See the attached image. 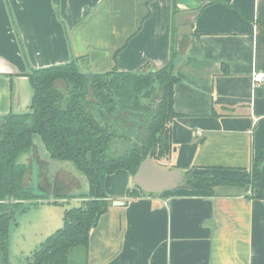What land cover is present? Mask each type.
Instances as JSON below:
<instances>
[{
    "label": "crops",
    "instance_id": "crops-1",
    "mask_svg": "<svg viewBox=\"0 0 264 264\" xmlns=\"http://www.w3.org/2000/svg\"><path fill=\"white\" fill-rule=\"evenodd\" d=\"M170 59L174 150L155 164L236 179L261 157L264 186V81L252 80L264 73V0H0V118L28 111L31 70L74 60L84 72H134ZM34 152L27 182L43 169ZM39 188L53 191L49 199L68 194L59 201L71 205L87 193ZM105 191L110 204L89 233L86 264H264V198L248 185L158 195L118 169ZM51 203L40 214L49 233L63 213Z\"/></svg>",
    "mask_w": 264,
    "mask_h": 264
},
{
    "label": "trees",
    "instance_id": "trees-1",
    "mask_svg": "<svg viewBox=\"0 0 264 264\" xmlns=\"http://www.w3.org/2000/svg\"><path fill=\"white\" fill-rule=\"evenodd\" d=\"M170 59L157 69L103 73L82 71L74 60L31 70L33 90L27 112L0 118V259L7 264L9 225L17 213L42 201L63 204L68 195L37 194L26 179L29 162L19 155L36 152L37 134L52 159L71 162L84 175L88 191L77 205L64 207L62 225L45 237L25 264H72L70 251H82L86 264L89 233L110 201L105 177L118 169L134 176L148 157L158 163L173 153L171 121L173 85L178 80ZM62 81L65 87L56 86ZM119 148V149H118ZM34 156L36 158L37 154ZM264 154V152H263ZM261 157L251 165V178H226L210 168L177 165L179 188L212 194L217 185H256ZM139 195L137 190L128 191ZM53 195V194H52Z\"/></svg>",
    "mask_w": 264,
    "mask_h": 264
},
{
    "label": "rangeland",
    "instance_id": "rangeland-1",
    "mask_svg": "<svg viewBox=\"0 0 264 264\" xmlns=\"http://www.w3.org/2000/svg\"><path fill=\"white\" fill-rule=\"evenodd\" d=\"M64 85L65 84L62 81L56 82V86L58 87H64ZM35 138H38L37 142L35 141ZM33 142L35 146L37 145L38 148H36V150L39 151L38 153L40 155L42 154V160L44 161L43 169H41L39 172L33 171L32 175H29L30 179L28 180V183L33 187L34 191H36L38 194H41L43 190H40L39 186L42 184H45L46 191L48 189L54 190L56 184V186L58 185L63 189H66L67 187L72 193H81L82 191L87 192V182L84 178V175L78 172L71 162L58 161L48 157V155L44 153V146L37 134L33 135ZM30 153L31 152L19 155L18 160L20 162H25V157ZM250 176L251 169L241 174L240 178ZM247 185L250 187V189H256L257 193H261L260 189L256 185ZM49 194L52 195L53 191L47 195ZM46 202L48 201L45 200L39 202L36 204V207H28L23 212L17 213L16 216L10 221L7 264H25L26 258L30 255L31 251L36 246H38V244L43 241L46 236L50 234L49 232H45V227L40 223V217H42L40 214L43 208L41 205H43L42 203L45 204ZM62 205L67 207L71 204L68 202H63V204L58 203V205H51L49 208L51 210L62 211ZM70 252V260L72 264H83V253L80 249H73ZM0 264H3L2 259H0Z\"/></svg>",
    "mask_w": 264,
    "mask_h": 264
},
{
    "label": "water",
    "instance_id": "water-1",
    "mask_svg": "<svg viewBox=\"0 0 264 264\" xmlns=\"http://www.w3.org/2000/svg\"><path fill=\"white\" fill-rule=\"evenodd\" d=\"M182 175L177 169H164L150 157L144 159L136 170L133 180L142 191L155 192L161 195L167 190H174L179 187L177 181ZM35 193H37L35 191ZM38 194V193H37ZM114 204H121V201H113Z\"/></svg>",
    "mask_w": 264,
    "mask_h": 264
},
{
    "label": "built area",
    "instance_id": "built-area-1",
    "mask_svg": "<svg viewBox=\"0 0 264 264\" xmlns=\"http://www.w3.org/2000/svg\"><path fill=\"white\" fill-rule=\"evenodd\" d=\"M253 86L260 84L264 81V73L260 71H255L252 73Z\"/></svg>",
    "mask_w": 264,
    "mask_h": 264
}]
</instances>
